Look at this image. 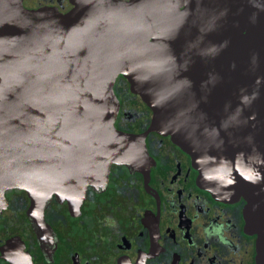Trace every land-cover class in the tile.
Here are the masks:
<instances>
[{
	"label": "water",
	"instance_id": "water-1",
	"mask_svg": "<svg viewBox=\"0 0 264 264\" xmlns=\"http://www.w3.org/2000/svg\"><path fill=\"white\" fill-rule=\"evenodd\" d=\"M69 3L0 0V205L8 188L82 198L153 130L212 194L244 198L264 244V0ZM119 75L151 110L145 133L114 125Z\"/></svg>",
	"mask_w": 264,
	"mask_h": 264
},
{
	"label": "flooded vegetation",
	"instance_id": "flooded-vegetation-1",
	"mask_svg": "<svg viewBox=\"0 0 264 264\" xmlns=\"http://www.w3.org/2000/svg\"><path fill=\"white\" fill-rule=\"evenodd\" d=\"M23 5L60 12L72 7L69 0ZM113 89L116 129L147 132L151 110L121 75ZM144 145L136 165L113 163L82 198L53 193L31 203L26 190L6 189L0 264H257L264 244L244 198H218L202 186L190 156L169 136L148 131Z\"/></svg>",
	"mask_w": 264,
	"mask_h": 264
},
{
	"label": "rangeland",
	"instance_id": "rangeland-1",
	"mask_svg": "<svg viewBox=\"0 0 264 264\" xmlns=\"http://www.w3.org/2000/svg\"><path fill=\"white\" fill-rule=\"evenodd\" d=\"M30 1V0H29ZM128 83V82H127ZM126 89H127V86H126ZM119 94H118V96H119V98H120V94H122V92L120 91V92H118ZM131 96V95H130ZM121 101H122V103H123V99L121 98Z\"/></svg>",
	"mask_w": 264,
	"mask_h": 264
}]
</instances>
